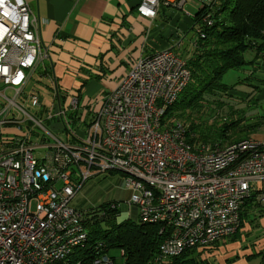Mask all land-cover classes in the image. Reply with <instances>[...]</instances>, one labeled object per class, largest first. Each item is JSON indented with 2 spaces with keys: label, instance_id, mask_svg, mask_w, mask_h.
Segmentation results:
<instances>
[{
  "label": "built area",
  "instance_id": "2783aa9c",
  "mask_svg": "<svg viewBox=\"0 0 264 264\" xmlns=\"http://www.w3.org/2000/svg\"><path fill=\"white\" fill-rule=\"evenodd\" d=\"M185 4L142 0L137 11L151 20L161 12L191 18ZM203 22L212 24L209 16ZM43 23L27 0H0V264H116L109 254H100L103 244L93 260L81 256L94 211L73 206L83 185L106 173L124 178L131 192L126 205L137 209L140 224L161 226L162 258L232 238L248 200L264 221V139L191 147L181 122L164 124L191 80L186 61L172 48L139 60L104 95L98 112L82 122L76 97L62 106L55 88L48 110L38 94L26 93L35 71L50 59L41 38ZM183 36L177 31L176 41ZM20 100L39 109L41 118L47 113L46 120L31 116ZM29 121L49 140L34 143V127L21 128L23 137L3 136L4 128ZM61 122L70 143L54 134Z\"/></svg>",
  "mask_w": 264,
  "mask_h": 264
},
{
  "label": "trees",
  "instance_id": "16d2710c",
  "mask_svg": "<svg viewBox=\"0 0 264 264\" xmlns=\"http://www.w3.org/2000/svg\"><path fill=\"white\" fill-rule=\"evenodd\" d=\"M207 16L212 22L210 26L203 22ZM193 22L191 32L195 38L194 47L183 50L172 48L176 55L186 61L191 80L177 101L169 107L164 124L181 122L188 130L187 143L191 147L201 143L224 147L249 139L248 136L256 131L257 126L243 127L239 117L236 120L216 121V116L227 105L224 99H236V94L246 99L249 105L257 106L258 101H262L259 95L261 83L264 84V77L260 76L264 75V0H212L209 6L195 15ZM243 68H249L247 78L232 85L223 82L229 71ZM60 93L57 86L61 103L63 98L68 100V105L73 97L79 103L81 101L78 92L72 91L66 96ZM93 211L95 213H90L92 218L86 224L88 245L81 251V256H87V261L95 258L98 245L103 244L100 254H109L114 248L124 252L122 264L217 262L215 254L220 244L189 249L178 256L162 258L160 245L163 235L159 234V224L142 225L139 219L130 218L120 220L122 212L110 211L108 206ZM254 215L262 217L261 210L254 205L253 200H248L241 214V225L232 236L233 240L241 235L247 223L253 222ZM102 223L106 225L104 231L99 229ZM254 256L264 257V252Z\"/></svg>",
  "mask_w": 264,
  "mask_h": 264
},
{
  "label": "crops",
  "instance_id": "0c3cea01",
  "mask_svg": "<svg viewBox=\"0 0 264 264\" xmlns=\"http://www.w3.org/2000/svg\"><path fill=\"white\" fill-rule=\"evenodd\" d=\"M27 1L34 16L44 21L41 38L50 51L49 61L38 67L27 90L49 105L52 98L48 103L42 100L43 93L37 89L40 84L49 90L58 86L61 96L78 92L82 101L85 89L99 85L108 88L105 95L115 89L131 68L147 56L170 48L194 47L193 19L212 0H186L184 9L191 18L177 12H161L154 20L138 14L142 0ZM177 31L184 34L180 42L176 41ZM100 80L107 86L100 85ZM61 100L64 106L68 105L67 99ZM101 105L102 101L100 108ZM256 242L264 245V236ZM216 254L217 260L222 259Z\"/></svg>",
  "mask_w": 264,
  "mask_h": 264
},
{
  "label": "rangeland",
  "instance_id": "374dc122",
  "mask_svg": "<svg viewBox=\"0 0 264 264\" xmlns=\"http://www.w3.org/2000/svg\"><path fill=\"white\" fill-rule=\"evenodd\" d=\"M179 53H181V50H179ZM257 74L260 75L259 73ZM248 76L249 68L231 70L225 75L223 82L232 85L239 80L247 78ZM260 76L264 77V75ZM98 83L100 85L107 86L102 80L98 81ZM261 85L262 91L259 97L262 101H258L257 106H253L251 103L249 105L246 99H242L240 95L236 94L238 96L236 99H224L227 105L225 107L223 106L224 108L222 107V109L217 112L218 115L216 116V121L236 120L239 117L240 120H242L241 126L247 127L252 125L258 127L256 131L252 132L248 136L249 138L264 139V84L261 83ZM37 89L43 93L44 98H42V100L47 103L50 102L53 90H49L45 84H40V86H37ZM107 89L108 88L105 87L102 89V87L98 85L89 90H84V99L80 101L81 108L78 114V118L80 117L82 122L88 121L92 113L95 114L98 112L100 109V103ZM29 90H31V88H29ZM26 93L30 92L26 90ZM7 94L8 96L13 95L11 91H8ZM18 103L22 105L34 118L46 120L47 113H45L43 118H41L40 115L36 114L39 112V109L32 108L28 102L24 103L23 100L18 101ZM42 104L45 105L43 102ZM52 104L53 103H50L45 106H49L47 108L49 110L52 107ZM71 114L72 112L68 113L67 116L70 117ZM46 123L47 122L45 121V125ZM32 127H34V123L29 121L25 125H13L12 127L4 128L2 134L5 138L23 137L24 130L21 128L27 131ZM73 127H75V124H73ZM34 130L37 132L31 136L34 143L40 142L41 139L45 141L49 140V137L42 129L34 127ZM54 134L63 142H72V138L63 131L62 122L61 126H56L54 129ZM130 197L131 192L126 189L125 180L121 174L106 173L90 178L75 197L73 206L77 209H83L84 211H93L101 210L103 206L107 207L111 203H119L121 204L120 209L122 212L120 220L127 218L125 215L126 213H128L130 219L138 220L139 213L137 209L129 208V206L126 205ZM262 218L263 217L261 216L254 215L253 222L246 224V228L240 236L236 237L235 240H233L232 237L222 241L220 243V249L217 251L222 259L217 260L216 264H264L263 256H254L259 252H264V245H257L256 242L262 240V237L264 236V221L261 220ZM99 229L104 231L106 229V225L102 223ZM250 231V235H246ZM109 255L110 257L115 258L119 264L124 262V259L121 256V249L119 248L111 249L109 251ZM215 255L219 256L217 254ZM248 257H250V259H247Z\"/></svg>",
  "mask_w": 264,
  "mask_h": 264
},
{
  "label": "bare ground",
  "instance_id": "6f19581e",
  "mask_svg": "<svg viewBox=\"0 0 264 264\" xmlns=\"http://www.w3.org/2000/svg\"><path fill=\"white\" fill-rule=\"evenodd\" d=\"M86 245H88V241H87Z\"/></svg>",
  "mask_w": 264,
  "mask_h": 264
}]
</instances>
